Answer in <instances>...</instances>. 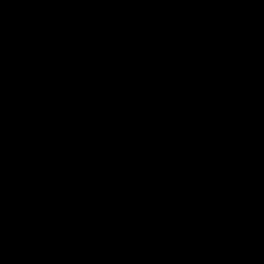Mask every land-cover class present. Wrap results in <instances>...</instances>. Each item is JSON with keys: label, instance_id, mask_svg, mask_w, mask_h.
<instances>
[{"label": "water", "instance_id": "95a60500", "mask_svg": "<svg viewBox=\"0 0 264 264\" xmlns=\"http://www.w3.org/2000/svg\"><path fill=\"white\" fill-rule=\"evenodd\" d=\"M0 264H237L199 0H0Z\"/></svg>", "mask_w": 264, "mask_h": 264}]
</instances>
